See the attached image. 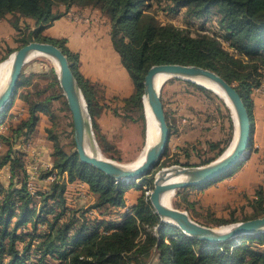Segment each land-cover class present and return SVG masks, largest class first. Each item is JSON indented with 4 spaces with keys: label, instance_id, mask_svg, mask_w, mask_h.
I'll return each instance as SVG.
<instances>
[{
    "label": "trees",
    "instance_id": "1",
    "mask_svg": "<svg viewBox=\"0 0 264 264\" xmlns=\"http://www.w3.org/2000/svg\"><path fill=\"white\" fill-rule=\"evenodd\" d=\"M156 1L160 4L167 3L166 9L169 12L188 7V15L198 19L216 9L220 16V31L226 34L229 49L224 47L216 34L193 35L188 28L160 23L156 14L151 11L149 0H0V22L7 20L15 32L23 35L18 40L21 44L18 49L37 41L52 43L63 50L83 91L93 119V128L102 141L101 145L105 142L107 145L108 142L96 118L101 112L96 99L102 92L101 86L80 72L79 54L67 47L66 39L44 35L46 29L74 6L98 10L110 21L113 47L134 83L133 94L124 100L125 110L138 108L142 118L146 119L143 112L144 82L152 66L197 65L216 72L231 84L238 83L236 89L248 108L253 132L251 94L255 87L263 84L260 76L261 71H264V0ZM59 3L66 5L64 12L55 11ZM25 30L27 34L23 33ZM18 49H9V53ZM52 73L48 88L36 89L37 86H33L31 79L34 73L28 75L24 69L19 80L20 91L0 115V126L7 118L12 119L8 135L0 133V139L8 146L7 152L0 154V169L8 166L11 175L8 187L0 182V264H24L25 256L39 237L42 238V257L60 260L61 264H148L147 258L155 249L158 262L149 264H264V233L247 235L240 242L231 240L217 247L188 237L179 228L166 223L158 228L161 219L150 201L151 191L139 195L136 203L127 208V192L131 189L140 191L143 184L117 182L103 171L82 163L75 141L73 151L66 149V142H62L60 137L63 136L65 140L68 133L62 125L64 130H59L60 127L55 123L56 114L52 110L53 104L64 99V95L58 77L54 71ZM254 74L257 79L249 83L248 80ZM51 89L53 93L42 99ZM16 97L25 104L28 114L26 118L21 119L18 113L10 111ZM165 112L172 135L174 127L168 112ZM44 114L50 116L53 123V128L48 131L49 139L54 142L53 167L48 170L38 168L37 179L33 184L46 180L55 173L57 179L49 183L48 190H38L39 193L36 194L29 188V177L34 169L27 168L25 152L16 149L15 144L22 138L26 143L30 142ZM208 144L211 149H216L223 144L227 145V141ZM253 146L252 138V153ZM225 150L226 148L221 147L215 158L202 165L216 160ZM103 151L108 149L105 147ZM167 154L168 149L165 155ZM244 161L210 183L177 191L175 197L178 199L186 191L203 189L231 177ZM150 175L141 180L153 188L155 178H150ZM74 182H82L89 187L95 198L89 210L97 211L103 219L90 221L85 209L68 205L67 188ZM256 195L251 203L252 215L242 220L215 217L212 222L214 227L264 217V191L259 189ZM34 196L41 197L40 208ZM175 205L177 208L181 206L176 202ZM193 206L188 203L186 210L196 220L190 213V207ZM47 215H53L54 218L50 219ZM43 223L48 225L46 232L39 229ZM29 225L31 234L28 235L29 241L23 255L19 243L25 239V235L20 230ZM143 233L146 239L143 243H138V238ZM169 233L176 237L170 238L169 243H166L164 238Z\"/></svg>",
    "mask_w": 264,
    "mask_h": 264
},
{
    "label": "rangeland",
    "instance_id": "2",
    "mask_svg": "<svg viewBox=\"0 0 264 264\" xmlns=\"http://www.w3.org/2000/svg\"><path fill=\"white\" fill-rule=\"evenodd\" d=\"M149 5L151 11L156 14L160 23L164 25L173 24L180 28H188L192 31L193 35H196L197 33L216 34L223 42L224 47L229 49L226 34L223 31H220V16L216 9L211 10L206 17L198 19L197 17L192 18L188 15V7L181 8L177 12H169L166 9L167 3L160 4L157 3L156 0H149ZM65 6L64 3H59V6H56L55 11L64 12L66 10ZM75 20L81 21L82 17L77 15ZM23 33L27 34L28 32L25 30ZM45 33L46 30L44 31V35ZM22 36V34L15 32L9 37V40H7L11 47L8 46L7 43L5 44L7 46H1L0 63L6 61L10 58V55L14 53H9V49H18V47L21 46L18 40ZM82 70L86 73L84 69ZM52 71H54L55 76L58 77L53 59L44 56L32 59L25 67V72L28 75L34 73V76H32L31 79L33 86H37L36 89L40 88L46 90L48 88L50 77L53 74ZM260 77V79L263 80V84L260 87H255V92H260L264 87V71H261ZM255 79H257L256 74H254L248 82L253 83ZM233 84L235 86L238 85L236 82ZM57 88L58 86L55 87V90ZM51 93H53L52 89L49 90L48 93H45L41 98L44 99ZM115 95L116 93L110 90L106 91L105 94L104 92H101L96 97L97 105L101 111L99 116L96 117L97 122L99 123V126L103 124L112 132L111 136L107 139L108 146L106 145V142L101 145L102 141L99 140V135L95 130L94 133L97 144L104 156L108 158L113 157L115 158L114 160L118 162L128 164L134 162L146 147L147 114L145 106L143 112H145L146 119L142 118L141 112L138 108L131 107L132 109L125 110L124 100H121L120 97L115 98L117 97ZM161 96L165 110L169 114L170 122L174 127V132L170 137L168 154L164 156L160 165L151 173L150 178H155L156 174L161 169L175 165L183 167H187L185 165L201 166L207 160L215 158L221 147H224V149L226 148V150L229 148L234 138L236 128L235 119L231 109L217 93L196 83L180 79L173 80L172 78L164 83L161 90ZM52 110L56 114L55 123L60 127L59 130L65 129L66 133H68V136L65 137L66 139L64 140L66 142V149L68 151H73L75 149L73 145V119L65 96L64 99H60L53 104ZM11 124L12 119L7 118L5 123L0 126V133L8 135V128ZM61 125L64 129L61 128ZM222 137V141H227V145L223 144L216 149H211L208 141L215 142ZM23 140V138L20 139V142L15 144V148L24 152L25 149H29V146L25 145L26 143H24ZM105 147L108 149L106 152L103 151ZM0 150V154H5L8 150V146L5 145L1 139ZM177 161L179 164H176ZM263 164L264 163L261 165ZM35 168L36 167L32 169L35 170ZM238 169H240V167H238ZM244 172L245 171L235 172L231 177L225 178L227 181L221 182L218 186L213 184L203 189H192L184 192L182 197L178 199L174 196L172 199V205L177 208L175 202L179 203L181 206L177 209L187 211L186 208L188 207V203L193 204L194 206L192 208L190 207V213L196 217V220L211 227L215 226L212 223L215 217L226 218L229 220H242L244 217L253 214L251 203L256 199L257 191L262 189L261 187L264 189L263 171L256 170V175H251V177H249L251 170L248 174H245ZM235 175L236 177L233 178ZM10 177L11 175L8 166L0 169V182L5 187L9 186ZM37 183L31 184V186L29 185V188L36 194L39 193L38 190H36V187H38ZM137 184H143L139 191V195L144 193L147 194L154 188L145 185L142 180H139ZM40 185L44 186V184ZM47 187H49V185H47ZM34 197L38 201V208H40L41 197ZM79 202L80 203H77L75 206L77 208L82 207L87 211V219L92 221L93 219L98 218V212L89 210L94 203L93 198H87V195H85L84 200ZM187 212L189 213V211ZM47 216L50 219L54 218L53 215ZM167 225L170 226L171 224ZM39 229L42 232H46L48 230V225L43 223L39 226ZM154 231L156 232V230ZM20 233L25 235V239L19 243L20 251L23 253L27 247V242L29 241L28 235L31 234V225L22 227ZM172 237L175 238L176 235L169 233L165 236L164 241L169 243V240ZM145 239V234H141L138 238V243H143ZM236 241L240 242L241 239ZM41 243V237L34 241L32 250H30L24 258V264H61L62 262L60 260L51 257H42L40 249ZM147 261L148 264L153 261L156 263L158 262L156 249L153 251V254L147 258Z\"/></svg>",
    "mask_w": 264,
    "mask_h": 264
},
{
    "label": "water",
    "instance_id": "3",
    "mask_svg": "<svg viewBox=\"0 0 264 264\" xmlns=\"http://www.w3.org/2000/svg\"><path fill=\"white\" fill-rule=\"evenodd\" d=\"M35 54L52 58L59 65V71L57 70L58 81L72 114L74 141L80 161L103 171L117 182H138L145 176L150 175L160 165L167 152L171 129L167 122L161 96V90L166 81L163 82L161 87H158L156 83L158 75L167 76V80L177 78L203 87L205 86L197 81L207 80L220 85L231 101L236 113L237 132L234 134L229 148L216 160L197 167L175 165L163 168L156 174L150 201L161 219L158 228L163 223L171 224L179 228L188 237L208 242L217 247L231 240L242 239L247 235L264 233V217L211 227L197 222L187 211L173 207L172 202L168 206L163 201L166 195L171 194L170 196L174 197L177 191L181 189L210 183L228 171L235 169L250 155L251 118L248 108L234 84L227 82L216 72L197 65L162 64L152 66L145 77L143 102L145 109L146 105L150 107L159 124L160 132L156 139L150 141L149 125H146V141L148 143L146 144L145 160L135 167L131 163L125 164L108 158L101 152L95 138L88 105L80 84L73 73L72 65L63 50L52 43L34 41L10 55V57H13L10 75L5 85L0 89V115L7 109V106L18 93L21 75ZM88 142L95 146L96 152L89 153L87 151ZM175 178L181 179L174 181Z\"/></svg>",
    "mask_w": 264,
    "mask_h": 264
},
{
    "label": "crops",
    "instance_id": "4",
    "mask_svg": "<svg viewBox=\"0 0 264 264\" xmlns=\"http://www.w3.org/2000/svg\"><path fill=\"white\" fill-rule=\"evenodd\" d=\"M77 15L82 17L81 21L75 20ZM14 33L15 30L7 20L0 22V50L3 45L11 47L7 40H9V37ZM110 33V21L98 10L74 6L64 17L57 20L51 27L46 29L45 35L53 38L66 39L67 47L73 53L79 54L80 72L90 81L99 84L104 94L106 91L112 90L116 93L115 96L117 97L115 98L120 97L121 100H125L133 94L134 83L123 66L120 56L113 47ZM6 43L7 45H5ZM82 69H84L86 73ZM251 99L253 101L254 115V129L252 132L254 152L252 153L250 149V155L240 166V169L237 170L238 172L245 171V174H248L251 170L249 177H251V175H256V170L263 171L264 173V164L261 165L264 163V87L260 92L254 91L251 95ZM10 111L11 113H18L21 119L26 118L28 115L25 109V104L17 97ZM100 127L102 133L108 139V137L111 136V130H108L103 124H101ZM52 128L53 123L51 117L44 114L41 117L35 136L30 142L26 143L23 140V142L26 143L25 145L29 146V149L24 150L26 155V166L28 169L34 167L42 170L52 169L54 142L49 139L48 133L49 129ZM60 139L64 141L63 136H61ZM222 140L223 137L215 142H220ZM111 159L115 158L111 157ZM235 177L236 175L233 178ZM224 181L227 180H222L215 184V186L220 185V183ZM49 183L50 182L46 180H39L36 190H48L49 187H47V185H49ZM40 184H44V186ZM261 188L263 189V187ZM139 194V191L135 189H131L127 192V208L136 203ZM85 195H87V198H93L94 202V195L89 191V187L85 183L74 182L68 185L67 200L69 206L75 208V205L80 203L79 201L82 202L84 200ZM97 216L98 218L103 219L99 213H97Z\"/></svg>",
    "mask_w": 264,
    "mask_h": 264
},
{
    "label": "bare ground",
    "instance_id": "5",
    "mask_svg": "<svg viewBox=\"0 0 264 264\" xmlns=\"http://www.w3.org/2000/svg\"><path fill=\"white\" fill-rule=\"evenodd\" d=\"M42 56L41 54H35L33 59L36 57H40ZM52 59V58H51ZM12 62H13V57L8 58L6 61H4L1 65H0V89L5 85V83L7 82L9 75H10V70L12 67ZM57 70L59 71V65L57 63V61L53 60ZM164 81H167V76L165 75H158L156 78V83L158 87H161V85L163 84ZM199 83H201L202 85H204L205 87H207L208 89L214 91L215 93H217L228 105V107L231 109L233 117L235 119V134L237 132V116L236 113L233 109V106L231 104V101L229 100V98L227 97V95L225 94V92L223 91V89L221 88L220 85H218L215 82L212 81H207V80H199L197 81ZM147 103V100H146ZM146 114H147V125H149V138L150 141L153 139H156L159 135L160 132V128H159V124L157 122V120L155 119L150 107L148 105H146ZM148 142L146 141V144ZM148 146V145H147ZM146 148L143 150V152L140 154V156L131 164L135 167L139 166L140 164H142L145 160V155H146ZM87 151L89 153H94L97 151V149L95 148V146H93V144L91 142L87 143ZM181 178H175L174 181H177ZM171 194H168L164 197V203L166 205H170L171 202H173V197L170 196Z\"/></svg>",
    "mask_w": 264,
    "mask_h": 264
},
{
    "label": "built area",
    "instance_id": "6",
    "mask_svg": "<svg viewBox=\"0 0 264 264\" xmlns=\"http://www.w3.org/2000/svg\"><path fill=\"white\" fill-rule=\"evenodd\" d=\"M37 170H38V168L36 167L35 170H34V172L29 177V185L30 186L37 179ZM56 179H57V174L55 173L54 175H52L49 178H47V181L54 182Z\"/></svg>",
    "mask_w": 264,
    "mask_h": 264
}]
</instances>
